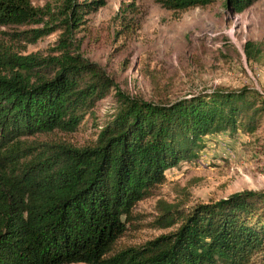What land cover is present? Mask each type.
Instances as JSON below:
<instances>
[{
  "label": "trees",
  "instance_id": "obj_1",
  "mask_svg": "<svg viewBox=\"0 0 264 264\" xmlns=\"http://www.w3.org/2000/svg\"><path fill=\"white\" fill-rule=\"evenodd\" d=\"M41 1L0 0V27L46 26L16 38L34 43L60 31L45 57L17 55L0 42V264H264V191L185 211L157 200L150 227L167 232L119 244L133 206L163 183L165 171L194 158L210 134L254 133L264 97L240 88L156 103L130 98L79 48L76 34L100 2ZM152 1L176 19L218 0ZM256 1L223 0V8L240 14ZM141 15L133 2L121 4L114 35L132 36ZM242 51L253 61L260 46L247 41ZM111 93L116 112L94 141L22 146L23 137L74 132Z\"/></svg>",
  "mask_w": 264,
  "mask_h": 264
},
{
  "label": "rangeland",
  "instance_id": "obj_2",
  "mask_svg": "<svg viewBox=\"0 0 264 264\" xmlns=\"http://www.w3.org/2000/svg\"><path fill=\"white\" fill-rule=\"evenodd\" d=\"M99 1L101 6L85 18L76 34L84 57L105 69L118 89L130 98L166 102L214 89L249 88L264 97V0L240 14H229L218 0L173 19L152 0ZM133 2L141 12L139 29L132 36H116L111 21L121 4ZM42 7L41 0H31ZM44 23L0 27V42L25 56L52 55L60 31L27 43L13 33L42 29ZM260 46V54L246 61L245 42ZM117 104L110 96L99 101L72 133L54 131L20 139L22 146L65 143L81 147L94 141L99 129L112 118ZM28 153V152H27ZM242 191H264V114L252 134H210L201 140L195 157L180 161L164 173L163 183L132 208L131 224L120 245H138L167 232L151 229L157 200L185 211L213 203ZM252 264H261L255 261Z\"/></svg>",
  "mask_w": 264,
  "mask_h": 264
}]
</instances>
